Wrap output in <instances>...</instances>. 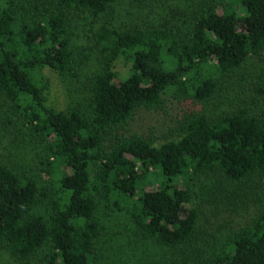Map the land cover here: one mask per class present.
<instances>
[{"label":"trees","instance_id":"1","mask_svg":"<svg viewBox=\"0 0 264 264\" xmlns=\"http://www.w3.org/2000/svg\"><path fill=\"white\" fill-rule=\"evenodd\" d=\"M118 1L0 3V95L47 144L48 172L59 174L45 217L34 213L45 196L37 181L0 162V247L21 261L48 248L43 264H93L102 228L96 213L104 203L127 212L141 234L162 246L192 245L201 212L191 184L220 175L238 196L239 188L261 187L260 209L200 264H264V76L250 70L254 58L264 60V0H228L222 10L216 0H189L196 4L185 9L174 0L176 8L171 0H129L142 8L156 3L164 13L117 26ZM83 20L91 50L104 59L89 114L48 106L42 74L49 68L77 75ZM120 59L130 63L123 79L114 70ZM237 73L244 96L231 113L214 120L190 115L159 146L155 135L139 134L106 151L111 132L126 129L139 109L164 111L169 92L207 102Z\"/></svg>","mask_w":264,"mask_h":264},{"label":"rangeland","instance_id":"2","mask_svg":"<svg viewBox=\"0 0 264 264\" xmlns=\"http://www.w3.org/2000/svg\"><path fill=\"white\" fill-rule=\"evenodd\" d=\"M29 1L32 5H51V0ZM216 1L220 10L228 2ZM0 3H4V0H0ZM169 3L183 9L196 4L189 0H174V4L171 0ZM155 8L156 3L142 8L132 5L129 0H119L115 7V24L121 26L143 18L151 20L155 13H164ZM88 27V22L83 20L78 29L81 35L80 49H85L78 51L76 76H62L49 68L42 71L49 79V88L45 92L47 105L57 110H68L76 106L89 114L93 82L95 76L104 70V59L98 50H91L92 42L84 36V32L92 34ZM263 65L264 60L257 57L251 61L253 77L256 73L264 76ZM129 68L130 63L124 59L117 61L114 66L119 79L128 76ZM238 75L224 79L215 98L207 102L173 98L172 92H169L164 111L139 109L126 129L111 132L109 141L103 144L106 151L110 152L112 146L118 144L115 142L126 139L124 136L128 138L139 134L145 137L155 135L159 146L175 138L178 127L190 115L204 114L214 120L231 113L242 102L243 93L238 86L241 79ZM245 84L246 81L243 82ZM46 145L25 123L12 103L0 95V162L22 176L37 181L41 193L47 195V198L41 196V202L35 207L34 213L49 217L53 190H57L53 182L59 174L56 172L53 176L51 171L48 172ZM92 169L95 176L96 166ZM191 189L194 202L201 212L192 245L177 248L162 246L154 238L141 234L127 212H119L113 204L104 203L96 213L102 228L94 244L93 264H200L201 255L209 257L220 252L239 230L253 222L260 209L261 187L239 188L237 191L241 196H238L230 191L232 185L220 175L202 176L194 180ZM47 254H50V250L44 248L35 257L21 261L1 246L0 264H43ZM58 264H61V260Z\"/></svg>","mask_w":264,"mask_h":264}]
</instances>
